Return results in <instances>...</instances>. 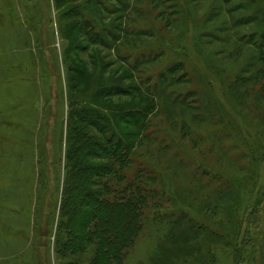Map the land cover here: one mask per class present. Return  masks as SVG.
<instances>
[{"label":"rangeland","instance_id":"374dc122","mask_svg":"<svg viewBox=\"0 0 264 264\" xmlns=\"http://www.w3.org/2000/svg\"><path fill=\"white\" fill-rule=\"evenodd\" d=\"M73 3L83 8L68 14ZM251 3L0 0V264H92L100 249L79 242L64 208L69 106L89 87L73 70L84 63L127 89L109 102L138 104L141 84L157 105L125 179L109 184V199L137 183L150 194L121 264H264V64L238 41L257 27L234 24ZM172 76L182 83L160 92Z\"/></svg>","mask_w":264,"mask_h":264},{"label":"trees","instance_id":"16d2710c","mask_svg":"<svg viewBox=\"0 0 264 264\" xmlns=\"http://www.w3.org/2000/svg\"><path fill=\"white\" fill-rule=\"evenodd\" d=\"M163 1L161 0V2ZM231 1L216 0V3L228 5ZM251 2L253 7H257L256 12L251 16H246L243 22L241 19L235 20L234 24L238 26L242 23L244 27L248 24L252 25V28L253 25L257 27L252 32H244L237 40L242 42L245 48L247 46L253 50L252 56L255 62L262 63V66L258 68L261 69L264 64V0H251ZM72 6H70L68 14L83 8L82 5L76 3H73ZM231 9H227V12L233 13L234 11L232 12ZM74 22H68L66 26L73 27ZM75 23L80 32L92 29L91 22ZM101 35L98 36L104 40L105 33ZM111 35L114 37L112 32ZM92 37L94 41L98 38L95 34ZM251 67L249 66V68ZM73 72L81 82L89 83V87L85 92L83 91L82 101H74V98H71L69 106L67 140L69 170L65 183L64 208L68 204L69 215L72 216V223L69 222V224L73 231L78 233L77 239L80 243L85 246L93 238L100 240L101 246L96 252L97 255L92 264H121L122 250L133 245L142 229V220L146 216L145 210L149 205L150 194L147 188L141 183H137L130 188L132 191H129V194H125L119 199H109V184L114 179H125L120 177V172L129 169L133 162L132 156L135 154V148L142 144L146 137L145 132L150 127V114L157 109L156 100L150 98L153 92H149L151 90L140 84V86H133V90H135L133 93L139 94L140 102L135 104L130 101L125 106H118L108 101L107 98L113 96L110 90L115 89L116 92H119L118 95L128 96L127 89L123 87L110 89L108 84L113 79H108L106 76L97 77L95 70L88 68L85 63L79 65ZM172 72H169L170 75ZM258 72V74L261 73V71ZM167 77L161 78L160 92L171 95L175 92L173 89L175 84L182 82H180L181 79L176 80L173 76L171 80ZM241 77H239V83L246 85L250 82L241 79ZM126 91L127 93H125ZM142 91L148 94L145 95ZM249 91L243 92L242 97L249 95ZM247 98L249 97L247 96ZM179 99L178 97L174 98L175 104L185 107V98L182 101ZM93 103L96 106H93ZM125 109H132V111L123 113ZM119 118L121 121H124V118L129 121L124 129H119L117 126L116 122ZM89 159L101 162L88 164ZM138 175L140 176L138 178L142 180L144 171L140 170ZM82 195L88 199H82L79 202L78 197ZM81 207H85L84 212H80ZM65 215L67 216L66 213ZM182 227L183 225L179 226L180 231L172 241V245L174 244L172 247L176 251L183 250L179 245L186 235ZM78 249L81 250V248Z\"/></svg>","mask_w":264,"mask_h":264}]
</instances>
